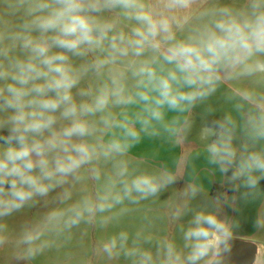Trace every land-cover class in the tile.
<instances>
[{
    "label": "clouds",
    "instance_id": "clouds-1",
    "mask_svg": "<svg viewBox=\"0 0 264 264\" xmlns=\"http://www.w3.org/2000/svg\"><path fill=\"white\" fill-rule=\"evenodd\" d=\"M225 84L231 109H205L197 154L219 174L216 195L193 175L163 215L91 246L105 264H225L240 227L226 207L260 201L252 226L264 231V0H0V248L34 261L82 225L155 203L188 157L150 167L132 150L145 138L180 147ZM41 201L11 234L6 220Z\"/></svg>",
    "mask_w": 264,
    "mask_h": 264
},
{
    "label": "rangeland",
    "instance_id": "rangeland-1",
    "mask_svg": "<svg viewBox=\"0 0 264 264\" xmlns=\"http://www.w3.org/2000/svg\"><path fill=\"white\" fill-rule=\"evenodd\" d=\"M185 147V144L183 145ZM183 153V149L179 147H172L169 144L163 143L159 140H151L145 138L139 145H137L133 150L132 154L136 156L137 160L141 162L142 166L155 167L162 162H166L169 166H172L173 159ZM198 154V153H197ZM193 162L188 166V176L184 177V169L182 167L179 171L178 183L173 185L168 189L167 192L162 194L160 198L155 202H146L147 207L141 209L138 212H133L126 216L121 224L110 225L107 229L101 230L98 227H90L87 225H82L81 229L75 230L73 239L71 243L65 247H61L58 250H49L44 255L38 257L34 261H24L19 262V264H58V261H63L67 253H72L76 261L87 262L91 261V264H105V262L99 258L92 256L90 248L98 240L111 235L120 228H126L130 231H134L139 227V217L143 213L147 212L150 216H160L166 211V204L175 199V194L177 191L182 189L187 182H191L193 175L198 177L199 182L203 183L206 190V195L210 196L207 187L214 186L213 181L216 179L219 183V174L213 175L212 168L207 165L205 159H194ZM211 184V185H210ZM92 182L89 181L86 185H78L77 192L81 187H88L90 190L92 188ZM262 187H264V182H262ZM203 197H197L196 201L193 203H200ZM260 203L257 201L256 204L250 205L247 208L240 207L238 212L233 213L227 207L225 211L229 215H234L240 224V227L234 232V239L253 241L259 246V252L255 264H264V231L255 230L252 226V217L255 214V208ZM46 210L45 204L41 201L35 207L26 208L20 213L15 214L13 217L8 218L6 223L9 227V232L15 234L21 224L25 221L33 219L40 216ZM157 230L161 233H171L175 234V225L169 224L167 222H157ZM262 246V247H261ZM12 246L8 245L4 248H0V264H18L12 257ZM123 264V262H121Z\"/></svg>",
    "mask_w": 264,
    "mask_h": 264
},
{
    "label": "crops",
    "instance_id": "crops-1",
    "mask_svg": "<svg viewBox=\"0 0 264 264\" xmlns=\"http://www.w3.org/2000/svg\"><path fill=\"white\" fill-rule=\"evenodd\" d=\"M229 87L230 85L228 84L223 85L221 89L216 93V95L211 97L206 102L205 105L195 108L191 113V120H192L191 132L189 133L186 141L179 147L180 149H183V154H185L188 157V163L184 169L185 172L184 177L188 176V171H189L188 166L193 162L192 161L193 158L194 159L197 158V160L204 159L203 154L197 155V153H200L202 149V141L200 140V130L206 121L205 109L207 107L213 108L217 116L231 109V104L228 103L225 98V93L229 90ZM184 144L185 147H183ZM212 185L214 186L213 188H211V186L207 187V190L210 193L211 197L215 196L218 191V187H217L218 181L214 179Z\"/></svg>",
    "mask_w": 264,
    "mask_h": 264
},
{
    "label": "water",
    "instance_id": "water-1",
    "mask_svg": "<svg viewBox=\"0 0 264 264\" xmlns=\"http://www.w3.org/2000/svg\"><path fill=\"white\" fill-rule=\"evenodd\" d=\"M258 251L259 247L255 242L233 238L231 255L225 264H255Z\"/></svg>",
    "mask_w": 264,
    "mask_h": 264
}]
</instances>
